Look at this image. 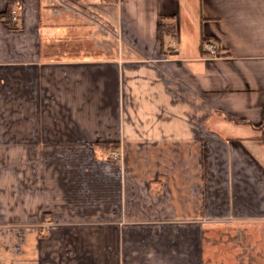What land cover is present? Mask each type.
I'll use <instances>...</instances> for the list:
<instances>
[{
    "label": "crops",
    "instance_id": "obj_1",
    "mask_svg": "<svg viewBox=\"0 0 264 264\" xmlns=\"http://www.w3.org/2000/svg\"><path fill=\"white\" fill-rule=\"evenodd\" d=\"M263 134L264 0H0V264H264Z\"/></svg>",
    "mask_w": 264,
    "mask_h": 264
},
{
    "label": "built area",
    "instance_id": "obj_2",
    "mask_svg": "<svg viewBox=\"0 0 264 264\" xmlns=\"http://www.w3.org/2000/svg\"><path fill=\"white\" fill-rule=\"evenodd\" d=\"M19 21H20L19 11L17 8H15L12 11V22H14L15 24H18ZM206 50L208 51L211 57H218L219 55V49L217 45L214 43H208L206 45ZM110 157L113 161L118 162L121 159V154L118 150H114L110 153Z\"/></svg>",
    "mask_w": 264,
    "mask_h": 264
},
{
    "label": "trees",
    "instance_id": "obj_3",
    "mask_svg": "<svg viewBox=\"0 0 264 264\" xmlns=\"http://www.w3.org/2000/svg\"><path fill=\"white\" fill-rule=\"evenodd\" d=\"M162 28V33L163 34H171V35H175L176 34V29L173 25L170 24H162L161 25ZM261 142H264V134L258 139ZM98 148L100 147H105V148H110V147H117L116 145H111V144H104V143H99L97 144Z\"/></svg>",
    "mask_w": 264,
    "mask_h": 264
}]
</instances>
